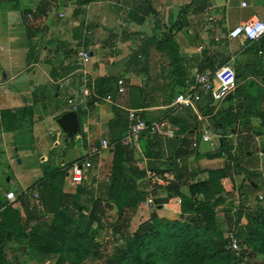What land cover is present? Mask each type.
Wrapping results in <instances>:
<instances>
[{"label":"crops","instance_id":"0c3cea01","mask_svg":"<svg viewBox=\"0 0 264 264\" xmlns=\"http://www.w3.org/2000/svg\"><path fill=\"white\" fill-rule=\"evenodd\" d=\"M0 1L11 2L6 10L0 9V169L4 170V167L8 166L9 170L14 172L13 180L9 177L5 179L7 188L3 192L0 190V197H5L8 191H12L17 199L20 193L31 192L29 198L36 205L37 212L43 211L38 189H35L38 194L35 199L32 195L34 191H28L29 187L46 178L51 181L48 178L52 177L49 176H60L64 170L66 173L62 185L63 194L88 208L91 200L105 198L112 148L116 141L121 143L127 131L129 110L136 111L147 123L167 118L176 129L173 138L144 135L139 138L134 148L123 146L122 143L121 145L131 151L133 160L145 169L146 176L150 171L163 178V183L155 185L153 189H159V198L167 194L174 195L176 192L186 195V184L192 181H181L182 175L178 172L181 173L179 170L182 169V163L190 164L193 161L197 168L201 167L206 171L213 169L209 166L214 162L203 160L195 154L198 135L199 139L201 138V132L196 133L199 124L196 126V122L186 114L189 109L173 107L172 102L177 94L194 86L195 74L202 72L199 66L203 64L204 52L213 57L216 69L229 65L234 73L242 70L244 74L255 75L250 79L256 82L262 80L261 77L260 80L257 79L261 76L260 68L264 70V35L252 41L244 38L229 40L226 35L236 25L248 19L263 17L264 0H230L232 4L229 6L228 0H213L212 4L206 6L212 21L204 19L202 11L185 17L186 27L177 30L174 38L179 46L180 57L187 63L186 85H182L184 77L178 78L177 74L174 75L168 61L158 53L156 46L150 41L153 37L161 38L168 30V19L173 18L172 11H176L177 20V14L191 0ZM213 9L219 13L211 15ZM230 9L233 11L229 14ZM233 13L238 14L237 18ZM243 14L246 15V20L241 19ZM155 17H158L161 27L157 32H154ZM231 18L229 28L221 26L220 31L215 32L211 22L216 19L218 22L230 21ZM76 29L84 34V38L79 37ZM186 31L192 33L191 39L186 35ZM200 43L203 46L199 45ZM234 49L239 52L235 54ZM79 51L88 53V63L83 64L76 57ZM254 53H257L258 62L249 59ZM241 55L239 65L242 68L237 62ZM134 57L138 62L130 69L133 74L127 72L129 70L118 69L119 65L126 66V62ZM125 73L129 75L128 78L123 76ZM102 78L110 79L113 85L105 94L99 92L97 83ZM118 79L123 80L122 94L117 92ZM240 82L236 80V84ZM86 88L91 90L89 95H84ZM140 90H144L145 94ZM235 90L229 95L235 93ZM63 91L64 97L60 96ZM163 91L168 93L163 96ZM106 95L111 96L110 103L105 102ZM200 97L201 101L196 104L194 110L199 117V123L202 124L210 121L209 115L206 114L215 107L211 102L208 103L207 95ZM62 98L64 103L61 102ZM144 99L148 105L141 108L139 105L145 102ZM68 100L73 101L76 106V111L73 112L78 115V133L73 139H68L59 127H55L56 120L62 114L72 111ZM236 100L232 101V107H236L241 114L240 111L245 109L238 101L240 98ZM202 111L207 113L203 115L200 113ZM255 116L259 118L256 114H247V118L251 120ZM242 117H239V122L250 123ZM171 118L181 120L187 127H194V130L191 128L188 133L179 136L178 126L171 122ZM259 121L261 124L260 118ZM48 126L49 131L46 133ZM217 135L218 139L212 138V145L200 140L204 144L200 146L201 152L206 154V146H209L211 151L217 149L221 144L220 136ZM237 136L240 135L236 134ZM225 137L230 144L231 136L226 134ZM102 140L109 141V147L96 156L84 182L78 186L71 185V164L82 159L91 147H98ZM150 140L152 142L149 143ZM193 143L197 146L193 147ZM51 150H54L55 154L60 152L58 165L54 163L52 170L47 174L28 176L26 173V177L23 175L24 169H37L39 166L33 165L34 160L43 157L45 153L48 155ZM16 161L19 172L14 169ZM182 170L184 174L186 167ZM188 170L191 172L189 166ZM205 171L199 174L198 180L206 178ZM169 185L177 186V189L169 191ZM12 186L17 187L13 189ZM174 200L175 198L171 199L169 203ZM168 205L162 207V214L170 219L176 218L175 211ZM18 211L24 215L20 207ZM114 212L116 215L115 210L110 213ZM134 218H137V214L133 216V220ZM216 221L218 222V218ZM33 223L34 221L30 222L29 226ZM8 232L10 237L4 236L1 243L8 263L56 264L58 255L40 254L25 238H18L17 233L11 229Z\"/></svg>","mask_w":264,"mask_h":264},{"label":"trees","instance_id":"16d2710c","mask_svg":"<svg viewBox=\"0 0 264 264\" xmlns=\"http://www.w3.org/2000/svg\"><path fill=\"white\" fill-rule=\"evenodd\" d=\"M90 1L93 0H85ZM193 3L194 0H191L180 10L177 20L172 17L168 19V30L161 38L153 37L150 41L168 61L174 75L177 74L178 78L184 77L182 85H186L187 63L180 57L174 35L177 30L186 27V16L198 14L207 8L205 3L195 6ZM154 22V32H157L161 28L158 17H155ZM202 63L199 66L200 71L216 70L213 57L207 56L205 52ZM235 77L237 82L247 78L240 70L235 73ZM262 79L252 81L254 85L251 88L253 86L256 91L254 93L248 89L249 93L245 96L244 100H247L251 109L264 107V78ZM97 83L102 94L113 86L112 81L107 78L99 79ZM140 92L145 94L144 90ZM207 100L210 103L209 98ZM144 101L139 107H147L148 103L145 99ZM232 101L231 94L225 102ZM220 108L221 115H218L219 111L218 114H213V109L209 113H200L209 115L210 123L217 134L223 132L217 151L206 156L208 161H219L222 166L206 170L205 179L187 183L186 195L175 191L174 195L167 194L163 198L155 199V210L151 212L150 218L141 223L131 236L124 235V232L121 234L120 231L126 229L127 220H131L140 204L146 201V197L154 195L156 191L150 190L151 184L145 169L136 164L131 151L123 147L120 141H116L112 148L105 198L91 200L89 208L63 194L64 170L60 176H49L53 178H48L51 181L46 178L29 187L28 191L38 189L42 212H37L36 205L30 200L31 192H23L0 213V264H10L6 261L5 251L1 247L3 237H10V229L17 233L18 238H25L29 245L35 246L38 253L58 255L56 264H83L90 259L105 258V249H101L102 243L96 238L106 229L103 221L105 215L113 210L116 211V221L109 228L113 237L122 238L124 246L114 249L104 264H238L229 257L228 241L213 237L219 230L216 222L219 212L226 216L230 230L235 233L241 256L250 261L259 255L264 256V207H249L247 196V190H260L253 181L260 160L249 149L250 134L247 133L244 137L241 152L226 141L227 128L234 123L238 126L240 116L232 103ZM258 115L264 126V115ZM171 122L178 126L179 136L188 133L191 128L194 130V127H187L177 118H171ZM235 176L242 177L238 185L234 182ZM226 180L231 182L232 190L237 193L238 208L244 209L232 212L231 216L228 215L231 212L222 207V204L228 202L230 194L224 186ZM167 188L171 191L177 189V186L169 185ZM174 198V202L170 204V200ZM4 202L5 197H0V206ZM256 203L261 204L259 201ZM164 205L175 211L176 218L170 219L162 214ZM19 207L23 216L18 211ZM32 221L33 225L29 226ZM247 264L252 263L247 261Z\"/></svg>","mask_w":264,"mask_h":264},{"label":"rangeland","instance_id":"374dc122","mask_svg":"<svg viewBox=\"0 0 264 264\" xmlns=\"http://www.w3.org/2000/svg\"><path fill=\"white\" fill-rule=\"evenodd\" d=\"M217 1L218 2L219 1L220 2H224L225 0H217ZM204 3L206 5L207 4H212L213 0H194V3H193L194 5L193 6L199 5V4H204ZM9 4L11 5V2L8 3L7 1H0V9L6 10L7 9L6 7L9 6ZM227 4L229 6L232 3H231L230 0H228ZM221 11L223 13L224 12V8H222ZM232 11L233 10L230 9L229 10V14ZM175 12L176 11L173 10L172 13H171L174 19H176ZM218 13L219 12L217 10L213 9V11L211 12V15H216ZM232 15L235 16L236 18L238 16V14H234V13ZM246 18L247 17H246L245 14H243L241 16V19H243V20H246ZM231 22H232V18L230 19V21L226 20V21H219V22H218V19H216V21L211 22V25L214 27L215 32H218V31H220V27L221 26H222V28H225V29L229 28V24H231ZM200 26L204 29V26L201 23H200ZM75 31L77 33H79V37L80 38H84V34L81 33L80 31L78 32V29H76ZM185 33H186V35H188L190 37V39L193 37L191 32L186 31ZM196 45L197 44H195V46ZM199 45L203 46L202 43H200ZM234 52H236L235 54H237L239 51L237 49H234ZM158 53H160V52L158 51ZM242 55H244V54H242ZM242 55L237 58L238 66L240 68H242L239 65L241 63L240 60H242V59H240V57H242ZM256 55H257V53H254V55L249 57V59L257 61L258 58H257ZM76 57H77V55H76ZM139 61H142V60H139ZM136 62H138L136 57H134L133 59L131 58L130 61L126 62V66H125V64L124 65H119L118 69H120L121 71L123 69H124L123 71L129 70L127 72H130V73L133 74V72H131L130 69H131V67L134 66V64ZM72 63L74 64V61H72ZM250 70L253 71V68H251ZM260 70H261V72L259 74L261 76H259L257 80H260L261 78H264V70H263V68H260ZM242 72H244V71H242ZM244 75H246L247 77L249 76V80H247V78H246L245 80H247V81L238 83L237 84V89L238 90H237V92H235L232 95H233V100L234 101H237L236 98L240 97V100H238V101L241 102V105L243 106L245 111L241 110L240 113L243 114V115L239 114V116H243L242 119L244 118L245 120H248L250 123L247 124L246 122L245 123L239 122L238 126L236 125V123H234V125H231V126H229L227 128V135H229V137L231 136L229 138L230 144L234 148H236L237 150H239L241 152L243 150L242 147L244 146V144H243L244 137L247 136V133L250 134L251 137L249 138L250 139L249 149L253 153V155L256 156L260 160V166L258 167V170L256 171L255 177H253V181L260 187V190L257 191V192H253V191L247 190V192H248L247 196L249 198L248 206L249 207H254L255 205H258V206L264 207V127H263V125L260 124L259 118L257 116H255L252 120L250 118H247V114L249 112H250V114L252 116L255 115V114L258 115V113L264 115V112H263L264 111V107L251 109L250 105H248L249 103L246 102L247 100H244L246 94L249 93L248 89H250L251 92L253 91L254 93L256 91L253 86L251 88V85H254V82H252V81H255V80L250 79L253 74L248 73V74H244ZM62 76H63V74H62ZM123 76L125 78H128L129 75L127 73H125ZM253 76L255 77V75H253ZM166 93H168V91H165V92L163 91L162 92L163 96L166 95ZM199 94L203 95V97L206 96V93L203 90H199ZM60 96L64 97L65 96V92L64 91L61 92ZM61 102L64 103V99L63 98L61 99ZM231 103L232 102L215 103L214 104L215 105L214 106L215 109L213 110V114H215V113L218 114V111H219L218 115H221L222 114V110H221L222 108H220V107L222 105H227V104H231ZM234 109H236V107H234ZM189 110L190 111H187L186 114L191 116L192 120L196 122L195 123L196 126H197V124H199V126H197V127L195 126V127H196V133H200L202 131V129L204 127H206V124L205 123H202V124L199 123V121H198L199 117L197 115V112L194 110V108H190ZM226 110H228V109L226 108ZM218 115H216L215 117H218ZM208 123L211 125L210 121ZM251 123H254V124H251ZM200 124H201V127H200ZM55 127L58 128L57 124H55ZM48 131H49V126L46 127V129H45L46 133ZM236 133H239V134L242 133V134H240V136L236 137ZM50 139H52V138H50ZM226 140H228V139H226ZM196 142L198 143V148H194V152H195V154H197L203 160L207 159V157H205V156H207L209 153L211 154V153H214V152L217 151V149H214L213 151H211L212 149L209 146H206V145H208V144H206L205 145L206 149H207L206 154L201 152L200 146L204 145V144H202L200 142L199 135H198V139L196 140ZM59 154H60V152H57L55 154L54 150L49 151L48 155H47V153H45L43 157L38 158V160L37 159L34 160L33 165H35L37 167L39 166V167L37 169H33V170L27 168V169H24L22 171V169H21L23 175L26 177V173H27L28 176H31V175L35 176L36 174H40V175L47 174V172H50L52 170V165H54V163L56 165H58L60 163V158L61 157L58 156ZM95 158L96 157H93L91 159L92 163L95 162V160H94ZM43 162H45V163L43 164ZM17 163H18L17 161L14 163V167H15L14 169L19 172L20 169H18ZM188 166L191 168V172H189ZM221 166H222V164L219 161H216V162H214V164H212V166H209V167L210 168H218V167H221ZM185 167H186V172L183 174L182 173V171H183L182 169H184ZM181 168L182 169L179 170V171H181V173L178 172V174L182 175V180H181L182 182L183 181L187 182V181L198 180V179H200L199 174L204 173V171H205V170H202L201 167L197 168V166H195V163L193 161H191L190 164L182 163V167ZM203 169H204V167H203ZM172 171H174V169ZM13 173L9 170L8 166L4 167V170L0 169V183L2 184V187L0 188V190L2 192L4 191L5 188H7V183L5 182L6 181L5 179L9 177V178H11L13 180V175H14ZM201 178H203V177H201ZM233 179H234L235 184L238 185V183L241 181L242 177H236L235 176ZM154 186L155 185H153L150 190L153 191ZM224 186L226 188V191H229V193H230L229 197H228L229 198L228 202L227 203L225 202L224 204H222L223 205L222 207H224L225 210H228V211L231 212L228 215L231 216L232 212H234L236 210L243 211L244 210L243 208H238V206H239V204H238V196H237V193L232 190L231 182L228 181V180L224 181ZM12 187H13V189H15L17 186L16 187L12 186ZM155 191H156L155 194L152 195L154 200L157 199L159 197V195H160L159 189H157V190L155 189ZM147 197H146V199H147ZM259 197H261V199ZM257 201H259L261 204H257V203L255 204V202H257ZM90 204L88 203L89 207H90ZM154 207H155V205H153L152 207L146 206V201L144 203L140 204V206L137 208L136 212L134 213V215L137 214V218H134V220H133V217H132L131 220H127L126 229L120 231V233L122 234L124 232L123 233L124 235L131 236L136 231V229L138 228V226L141 223L146 222L150 218L151 212L153 210H155ZM127 216L130 217V215H127ZM217 218H218V222L217 221L216 222H217V225H219V230H218L217 233H215L213 235V237L216 238V239H219V240H227V236L231 232L230 227L228 226L227 218L222 212H219L217 214L216 220H217ZM103 221L105 223V226H106L105 228L106 229L101 231L98 234V237L96 238V240L99 241L100 243H102L101 249H105L104 252L106 253V256H105V258L103 257L100 260H97V259L87 260L83 264H104L105 259L109 258V256L112 254L114 249H118V248L124 246V242H123V240H121L122 238H120V236L113 237L112 234H111V229L109 228V225L111 223H115V221H116L115 212L113 214L108 212L107 215H105ZM234 256L235 255L229 250V257L232 259V261L234 263H236V261H237L236 257L237 256L236 257H234ZM248 263L264 264V256L263 255H259V256L256 257V259H254L252 261H250V259H249Z\"/></svg>","mask_w":264,"mask_h":264},{"label":"built area","instance_id":"2783aa9c","mask_svg":"<svg viewBox=\"0 0 264 264\" xmlns=\"http://www.w3.org/2000/svg\"><path fill=\"white\" fill-rule=\"evenodd\" d=\"M202 15L204 19H207V21H212V17L209 16V8H205L202 11ZM263 35L264 16L261 18H251L236 25L231 31L227 33L226 37L229 40L244 38L245 40L252 41L260 39ZM77 57L83 64L88 63L90 60V56L84 51H79ZM236 85L234 70L229 65H224L216 69L214 72H198L194 76V86L177 94L172 102V106L182 109H195L196 104L201 101L199 90H203L206 93L207 98H209L212 105L215 103H221L231 92L235 90ZM117 92L119 94L124 92L122 79L117 80ZM90 93L91 90L89 88L84 89V95H89ZM104 100L105 102L110 103L111 96L106 95ZM68 104L72 105V111H76V106L73 105L72 100H68ZM127 119L128 128L121 139L122 145L126 147L134 148L139 138L144 135L173 138L176 134V129L169 123L167 118H163L156 122L153 121L147 123L142 120L136 111L129 110L127 112ZM206 122V127H204L201 131L200 140L212 145V138L218 139V135L211 128L210 124L208 123L209 121ZM109 145V141L102 140L98 147H91L88 153L82 159H78L71 164L69 169L71 185L78 186L84 182L89 170L93 166L91 159L98 156L100 152L107 149ZM192 146L196 147L197 144L193 143ZM147 178L150 181L151 187L153 185H159L163 183V178L150 171L147 172ZM32 195L35 199L38 198V194L35 191L32 193ZM259 198L261 199V197ZM15 200V193L8 191L5 194V202L0 206V213H2V211H4V209H6ZM178 202L180 203V201ZM154 203L155 202L152 195H148L146 199V206L152 207ZM227 241L228 249L235 255L234 257L237 256V263L247 264L248 258L241 256L239 244L233 231L228 234Z\"/></svg>","mask_w":264,"mask_h":264},{"label":"water","instance_id":"95a60500","mask_svg":"<svg viewBox=\"0 0 264 264\" xmlns=\"http://www.w3.org/2000/svg\"><path fill=\"white\" fill-rule=\"evenodd\" d=\"M56 124L61 129V131L68 137V139H73L78 133V115L76 112L68 111L62 114L57 120ZM223 132L219 133L220 143Z\"/></svg>","mask_w":264,"mask_h":264}]
</instances>
